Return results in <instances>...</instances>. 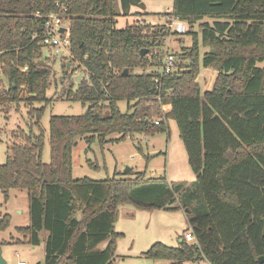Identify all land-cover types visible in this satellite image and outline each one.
Here are the masks:
<instances>
[{
    "label": "trees",
    "instance_id": "1",
    "mask_svg": "<svg viewBox=\"0 0 264 264\" xmlns=\"http://www.w3.org/2000/svg\"><path fill=\"white\" fill-rule=\"evenodd\" d=\"M57 1L66 7L70 59L88 74L70 82L63 96L88 107L82 115L50 118L45 163L41 117L50 104L48 63L56 59L44 56L40 42L44 17L59 12ZM117 6L118 0H0V111L24 103L30 118L0 164V191L5 199L10 189L27 192L29 224L17 230L32 246L46 233L36 264H114L124 236L115 225L126 205L186 215L177 246L153 243L142 253L150 260L264 264V0H173L161 19L174 17L187 32L195 25L199 31L186 32L191 43L173 52L168 75L160 72L158 50L169 29L138 18L117 28ZM201 67L217 73L209 90L197 82ZM74 71L64 63L61 82ZM121 100L128 102L126 112L118 109ZM170 122L193 181L133 170L73 178L77 139L89 149L95 141L169 136ZM9 222V215L1 217L0 231ZM188 231L192 241L185 239Z\"/></svg>",
    "mask_w": 264,
    "mask_h": 264
},
{
    "label": "rangeland",
    "instance_id": "2",
    "mask_svg": "<svg viewBox=\"0 0 264 264\" xmlns=\"http://www.w3.org/2000/svg\"><path fill=\"white\" fill-rule=\"evenodd\" d=\"M139 2L142 4L141 6L131 5L129 13L123 14L118 0L117 9L120 16L117 18V28L123 29L127 24H130L137 18L140 21L145 19L147 22L153 24L162 21L165 22V19H161L159 14L170 11L173 4V0H139ZM145 12H149L151 15L147 17L142 16L144 19L135 15H143ZM188 30L199 31V27L195 25L189 27ZM187 34L176 35L172 38L170 44L172 52L179 51L182 44L184 46L190 45L191 38ZM205 51L206 49H202L201 54ZM43 53L47 58L54 57L56 59L54 63L50 61L48 63L50 79L47 98L50 99V104L44 108L41 117V127L44 132L42 161L48 163L50 160V118L55 115H82L88 106L87 104L83 105L79 101L66 99L63 96V92L67 89L70 82H75V73H77V76L81 74L83 79L86 78L84 69L76 68L77 64L71 61L70 55L68 54L62 55L60 53L51 55L48 49H44ZM64 63L68 64L69 67L75 68V72L70 78L67 75L62 83V65ZM150 69L148 68V70ZM135 71L137 73L141 72L140 69H136ZM216 74L214 70L201 67L197 77L201 91L212 88ZM42 105L38 104L37 107H41ZM117 106L121 112H126L128 102L125 100L118 101ZM29 120L28 109L24 103L14 104L10 107L8 113L0 111V164L3 163L6 154L9 152L12 138L14 139L13 136L20 130H26L29 125ZM116 137V135H111L109 138L113 139ZM136 138L137 140L135 141L125 139L120 142L105 143L104 145H100L95 141L90 144L89 149L84 139H77V145L72 150L73 178L88 177L100 180L112 177L114 172L124 173L125 170H133L135 173L145 171L147 176H166L172 182L193 181L194 175L187 164L186 153L174 122H170L169 136L166 134H157L146 138L143 136H137ZM139 146H141V149L138 148ZM89 161L98 165L99 168L95 169L91 167ZM130 210L135 211L128 205L122 206L120 220L118 219L116 223V231L124 233L126 236L118 240V249L116 251L119 256L115 258L114 264H166L164 261L150 260L142 253L155 242H161L169 247L177 246L175 236L178 233L176 230L179 225L177 217L175 215H168L166 221H154L145 217V215L139 216L137 213H134V216H128ZM6 214L9 215L10 222L6 230L0 231L2 258L7 264H17L19 260L27 264L40 262L44 256V243H40L38 246H32L27 243V240L17 230L29 224L28 197L25 190L10 189L7 199H5L4 194L0 191V218ZM146 227L148 228L147 231ZM40 236L42 239V235ZM193 264L203 263L197 262Z\"/></svg>",
    "mask_w": 264,
    "mask_h": 264
},
{
    "label": "built area",
    "instance_id": "3",
    "mask_svg": "<svg viewBox=\"0 0 264 264\" xmlns=\"http://www.w3.org/2000/svg\"><path fill=\"white\" fill-rule=\"evenodd\" d=\"M55 6L59 12H51L44 17L45 22L40 43L44 47V49H48L50 51L51 55L60 53H62V55H70L69 22L65 19L66 17L64 15L66 7L60 1H57L55 3ZM162 24L166 25V27L169 29V34L166 39L161 43V46L158 50V62L160 65V72L163 75H168L172 73L175 68V60L170 47L172 38L174 37V35H184L187 32V26L185 23L175 19L174 17H167L165 22H162ZM61 28L64 29L63 32H61ZM79 76L80 80H82L83 78L81 74ZM87 76L88 74L86 72V78ZM75 77H77V73H75ZM184 236L186 241H192L194 239L190 231L186 232ZM16 255L18 256V254ZM17 264L27 263L19 260Z\"/></svg>",
    "mask_w": 264,
    "mask_h": 264
},
{
    "label": "crops",
    "instance_id": "4",
    "mask_svg": "<svg viewBox=\"0 0 264 264\" xmlns=\"http://www.w3.org/2000/svg\"><path fill=\"white\" fill-rule=\"evenodd\" d=\"M143 18V17H142ZM144 19V18H143ZM140 21V20H139ZM142 21V20H141ZM145 22H147L145 19L143 20ZM160 23V22H159ZM166 177V176H165ZM167 178V177H166ZM194 179H195V176H194ZM193 179V180H194ZM168 180V178H167ZM133 209V208H132ZM135 210V209H134ZM134 213H137V215L139 216H142V215H145V217H148L150 218L151 220H158V221H166L168 218V215H175V217H177V221L179 222V225H178V229L176 230V232H178L177 234H175V236L177 237V235L181 234L183 232V230H185L187 228V218H186V215L183 211H177V212H173V213H170V212H165V211H153V212H147V211H132L130 210L128 212V216H134ZM119 217H121V208H120V215ZM120 220V219H119ZM185 226V227H184ZM115 230H116V225H115ZM148 230V228L146 227V231ZM40 235H42V239H41V243L43 244L44 241H45V238H46V233H41ZM123 237L122 238H125V234L123 233ZM121 238V239H122ZM120 240V239H119ZM45 244V243H44ZM117 249H118V241H117ZM116 255L117 257L119 256L117 254V251H116ZM126 257V256H125ZM199 262H202L203 264H210L208 263L207 261L205 260H201Z\"/></svg>",
    "mask_w": 264,
    "mask_h": 264
},
{
    "label": "water",
    "instance_id": "5",
    "mask_svg": "<svg viewBox=\"0 0 264 264\" xmlns=\"http://www.w3.org/2000/svg\"><path fill=\"white\" fill-rule=\"evenodd\" d=\"M120 2V7L122 9V13L123 14H128L129 13V9L131 5H139L141 6L142 4H140L139 0H119ZM64 29L61 28V32H63ZM147 52V50H142L141 54L144 55ZM67 68H69V65L67 64ZM128 70L125 69L123 72V75H126L128 72ZM80 81V76H77L75 79V82H79ZM129 170H125L124 173L128 172ZM262 223H263V234H264V218L262 219ZM0 264H7L6 261L2 258L1 255V249H0Z\"/></svg>",
    "mask_w": 264,
    "mask_h": 264
}]
</instances>
